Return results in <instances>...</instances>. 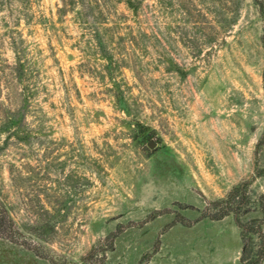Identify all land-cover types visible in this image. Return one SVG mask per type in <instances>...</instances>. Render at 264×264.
<instances>
[{"label":"rangeland","instance_id":"rangeland-1","mask_svg":"<svg viewBox=\"0 0 264 264\" xmlns=\"http://www.w3.org/2000/svg\"><path fill=\"white\" fill-rule=\"evenodd\" d=\"M263 167L264 0H0V264H241Z\"/></svg>","mask_w":264,"mask_h":264},{"label":"trees","instance_id":"trees-1","mask_svg":"<svg viewBox=\"0 0 264 264\" xmlns=\"http://www.w3.org/2000/svg\"><path fill=\"white\" fill-rule=\"evenodd\" d=\"M132 14L139 13L143 0H124ZM257 1V0H256ZM17 71L22 74L21 62ZM137 134L141 140L150 136L147 126L136 123ZM264 177V167L259 168L248 179L234 185L224 197L208 202L210 212L204 215L209 219L217 220L227 214H232L236 226L240 230L241 264H261L264 259V193L251 197L248 193L249 185L255 177ZM250 215L247 219L242 217ZM18 227L10 215L6 204L0 199V238L15 242Z\"/></svg>","mask_w":264,"mask_h":264},{"label":"water","instance_id":"water-1","mask_svg":"<svg viewBox=\"0 0 264 264\" xmlns=\"http://www.w3.org/2000/svg\"><path fill=\"white\" fill-rule=\"evenodd\" d=\"M154 144H155V142H154L153 140H150L149 143H148V146H149V147H153Z\"/></svg>","mask_w":264,"mask_h":264}]
</instances>
